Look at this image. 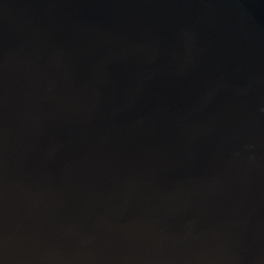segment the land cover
<instances>
[{
    "label": "water",
    "instance_id": "water-1",
    "mask_svg": "<svg viewBox=\"0 0 264 264\" xmlns=\"http://www.w3.org/2000/svg\"><path fill=\"white\" fill-rule=\"evenodd\" d=\"M0 264H264V128L105 0H0Z\"/></svg>",
    "mask_w": 264,
    "mask_h": 264
}]
</instances>
